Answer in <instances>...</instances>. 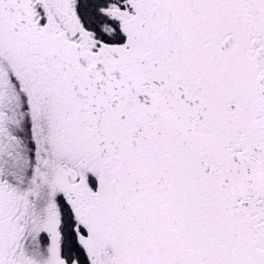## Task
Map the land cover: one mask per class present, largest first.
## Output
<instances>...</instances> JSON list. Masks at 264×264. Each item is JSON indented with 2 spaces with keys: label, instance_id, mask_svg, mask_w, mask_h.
Returning a JSON list of instances; mask_svg holds the SVG:
<instances>
[{
  "label": "snow or ice",
  "instance_id": "obj_1",
  "mask_svg": "<svg viewBox=\"0 0 264 264\" xmlns=\"http://www.w3.org/2000/svg\"><path fill=\"white\" fill-rule=\"evenodd\" d=\"M0 264H264V0H0Z\"/></svg>",
  "mask_w": 264,
  "mask_h": 264
}]
</instances>
